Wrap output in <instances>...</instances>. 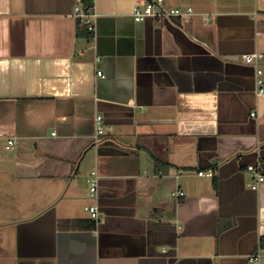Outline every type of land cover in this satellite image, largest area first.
Listing matches in <instances>:
<instances>
[{"label":"crops","instance_id":"0c3cea01","mask_svg":"<svg viewBox=\"0 0 264 264\" xmlns=\"http://www.w3.org/2000/svg\"><path fill=\"white\" fill-rule=\"evenodd\" d=\"M148 1L93 0L89 36L81 0H0V264L264 253V181L247 171L264 174V94L243 57L264 55V0H164L193 13L136 21Z\"/></svg>","mask_w":264,"mask_h":264},{"label":"built area","instance_id":"2783aa9c","mask_svg":"<svg viewBox=\"0 0 264 264\" xmlns=\"http://www.w3.org/2000/svg\"><path fill=\"white\" fill-rule=\"evenodd\" d=\"M193 13L192 8H172V7H165L164 0H149L144 6L142 7H136L134 10L133 16L136 21L142 22L148 18H162V19H171L174 17L179 18H186L190 16ZM75 16L79 18L82 23H84L87 26V29L90 32H93L95 29V13L93 10V7L89 10H86L83 8V6H76L75 7ZM245 61L249 63H254L256 68V85H257V91L259 94H264V70L259 66V62L261 59H263L264 55L262 53L256 52L253 54H246L243 56ZM99 75H102V71H98ZM252 115H255V112L252 113ZM107 133V128L104 124V118L101 115H98L95 120V130L93 133V141L96 145H98L102 139ZM15 144L14 139L10 138L7 140L6 148L10 149L13 148ZM247 171L250 173V175L253 178V181L251 183V187L253 189H257L260 184L264 181V174L262 173L260 166L258 165H249L247 166ZM183 173V170H179L176 174V181H178L180 175ZM199 175H206L209 177L214 176L213 171H199ZM90 190L92 193V196L96 195V191L98 188V182H99V174L97 171H93L88 179H87ZM175 194L177 196H184V191L180 188L178 182L176 185V191ZM86 209L90 212L91 216L95 219L99 218V210L97 205H88L86 206ZM264 260V253L261 249H258L256 252H253L248 255L247 261L248 264H262Z\"/></svg>","mask_w":264,"mask_h":264},{"label":"trees","instance_id":"16d2710c","mask_svg":"<svg viewBox=\"0 0 264 264\" xmlns=\"http://www.w3.org/2000/svg\"><path fill=\"white\" fill-rule=\"evenodd\" d=\"M82 1V6L83 8H85L86 10H89L90 8L93 7V0H81ZM81 22V21H80ZM84 27L86 28L87 30V34L89 36L92 35V32H90L88 29H87V26L83 23ZM264 241V238L262 239V242Z\"/></svg>","mask_w":264,"mask_h":264},{"label":"water","instance_id":"95a60500","mask_svg":"<svg viewBox=\"0 0 264 264\" xmlns=\"http://www.w3.org/2000/svg\"><path fill=\"white\" fill-rule=\"evenodd\" d=\"M262 264H264V260H263Z\"/></svg>","mask_w":264,"mask_h":264}]
</instances>
